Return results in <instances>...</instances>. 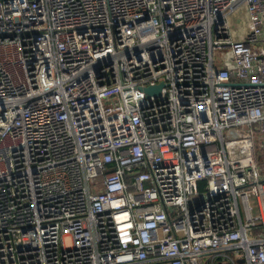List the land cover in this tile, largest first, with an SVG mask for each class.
I'll return each mask as SVG.
<instances>
[{"label": "built area", "instance_id": "2783aa9c", "mask_svg": "<svg viewBox=\"0 0 264 264\" xmlns=\"http://www.w3.org/2000/svg\"><path fill=\"white\" fill-rule=\"evenodd\" d=\"M0 264H264V0H0Z\"/></svg>", "mask_w": 264, "mask_h": 264}, {"label": "water", "instance_id": "95a60500", "mask_svg": "<svg viewBox=\"0 0 264 264\" xmlns=\"http://www.w3.org/2000/svg\"><path fill=\"white\" fill-rule=\"evenodd\" d=\"M164 88V84L161 83L157 86H153V87H147L144 88L143 91L144 93L149 97V96H160L161 95V91Z\"/></svg>", "mask_w": 264, "mask_h": 264}, {"label": "rangeland", "instance_id": "374dc122", "mask_svg": "<svg viewBox=\"0 0 264 264\" xmlns=\"http://www.w3.org/2000/svg\"><path fill=\"white\" fill-rule=\"evenodd\" d=\"M239 25H240V24H238V23L236 22L235 27L238 28ZM256 147H257V146H256ZM256 151H257V154L260 153V152L258 151V149H257ZM205 190H206V189H205V186H203V187L201 188L200 192L203 193V192H205ZM69 245H70V241L67 239V246H69Z\"/></svg>", "mask_w": 264, "mask_h": 264}]
</instances>
